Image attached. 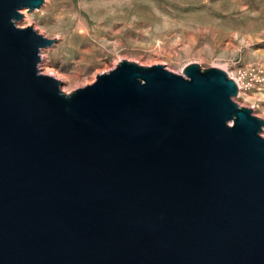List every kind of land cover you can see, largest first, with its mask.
I'll list each match as a JSON object with an SVG mask.
<instances>
[{
    "label": "water",
    "instance_id": "95a60500",
    "mask_svg": "<svg viewBox=\"0 0 264 264\" xmlns=\"http://www.w3.org/2000/svg\"><path fill=\"white\" fill-rule=\"evenodd\" d=\"M0 0V264H264V120L221 69L122 61L65 94Z\"/></svg>",
    "mask_w": 264,
    "mask_h": 264
},
{
    "label": "rangeland",
    "instance_id": "374dc122",
    "mask_svg": "<svg viewBox=\"0 0 264 264\" xmlns=\"http://www.w3.org/2000/svg\"><path fill=\"white\" fill-rule=\"evenodd\" d=\"M24 11L17 27L55 40L37 69L62 91L92 84L123 60L179 75L195 63L237 81L232 100L264 120V0H44Z\"/></svg>",
    "mask_w": 264,
    "mask_h": 264
},
{
    "label": "bare ground",
    "instance_id": "6f19581e",
    "mask_svg": "<svg viewBox=\"0 0 264 264\" xmlns=\"http://www.w3.org/2000/svg\"><path fill=\"white\" fill-rule=\"evenodd\" d=\"M22 12H25L24 10L22 11ZM26 17V16H25ZM46 73V72H45ZM44 73V74H45ZM51 76H52V74H50ZM235 82V84H236V86H237V90H239L240 89V84L237 82V81H234ZM63 92L65 93V94H69L68 92H66L65 90H63Z\"/></svg>",
    "mask_w": 264,
    "mask_h": 264
}]
</instances>
